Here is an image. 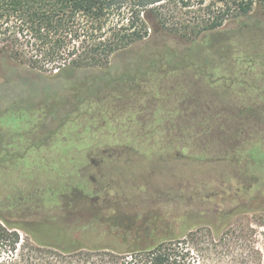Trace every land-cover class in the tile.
I'll return each mask as SVG.
<instances>
[{
	"label": "trees",
	"instance_id": "1",
	"mask_svg": "<svg viewBox=\"0 0 264 264\" xmlns=\"http://www.w3.org/2000/svg\"><path fill=\"white\" fill-rule=\"evenodd\" d=\"M163 1L0 0V59L10 58L58 78L80 69H100L101 86L119 81L130 84L135 69L114 76L110 61L130 54L153 33L162 35L163 17L156 5ZM235 3L237 17L249 15L255 5L264 11V0ZM221 26L222 21L211 24L202 40L211 52L201 50L196 40L185 49L146 53L142 57L148 70L136 68L138 73H150V68L163 66V88L201 92L187 113L189 119L222 124L229 138L242 135L244 147H235L236 154L245 150L264 166L263 147L258 146L263 153L260 160L259 154L250 152L255 137H264V51L241 39L242 26L229 31L220 30ZM167 35L174 33H165L163 38ZM247 61L249 66L242 67ZM249 74L252 83L246 80ZM70 125L61 134L66 151L72 145L80 150L131 139L114 124L97 129ZM177 125L157 128L131 144L146 154L177 153L196 160L228 157L230 148L211 135L209 126L200 122ZM21 158L0 160V264H264V244H258L255 228L237 230L235 226L237 215L253 209L232 197L220 201L211 218L194 223L186 213L180 223L176 208L163 207V220L158 213L135 218L97 210L94 221L72 224L68 219L84 190L82 181L76 184L72 174L66 175L70 168L75 171V165L59 154L28 170L27 159ZM39 171L45 176L37 177ZM170 213L172 217H167ZM259 218L258 225L264 227V210ZM91 229L106 236L102 244L80 242L83 234L75 231Z\"/></svg>",
	"mask_w": 264,
	"mask_h": 264
},
{
	"label": "rangeland",
	"instance_id": "2",
	"mask_svg": "<svg viewBox=\"0 0 264 264\" xmlns=\"http://www.w3.org/2000/svg\"><path fill=\"white\" fill-rule=\"evenodd\" d=\"M235 2L237 0H164L156 5L163 17L162 35L153 33L150 40L137 44L130 54L110 61L114 76L125 69H135L127 85L119 81L101 86L104 79L99 78L100 69H80L58 78L31 70L10 58L0 59V160L21 156L27 159L25 168L32 170L39 167V162L56 159L59 154L67 157L76 169L72 172L70 168L66 175L72 174V180H76L72 182L76 184L82 181L85 190L72 208L68 219L72 224L94 221L97 210L135 218L158 213L163 220V207L176 208L181 214L180 223L185 221V213L192 218L190 223H194L200 218H211L212 210L220 201L232 197L253 209L251 213L236 216L237 230L254 227L255 238L263 245L264 227L258 224L264 210V166L256 164L245 150L242 155L236 154L235 147L239 150L244 147L242 135L239 139L236 135L229 138L230 133L225 130L226 126H220L222 124H212L205 118L189 119L188 114L202 93L163 88V66L150 68V73H138L137 69L148 70L147 60L142 57L146 53L154 55L165 48L185 49L196 40L201 50L213 51L202 40L210 33L211 24L221 21L220 30L242 26L241 39L264 51V11L255 5L249 15L237 17ZM168 32L174 35L163 38ZM248 63L242 67H248ZM246 80L252 83L253 75H247ZM196 122L205 124L206 128L209 126L211 135L228 145V157L196 160L177 153L146 154L131 144L138 136L143 137L157 128ZM70 124L92 129L114 124L131 139L129 143L108 142L80 150L72 145L66 151L61 134L72 127ZM261 139L264 137H255L250 149L251 153L259 154L258 160L263 154L258 152L261 151L258 146L264 149ZM250 146L248 144V148ZM45 174L39 171L37 177ZM171 214L166 216L172 217ZM99 232L95 229L75 231L76 235L83 234L80 242L91 246L104 242L106 236Z\"/></svg>",
	"mask_w": 264,
	"mask_h": 264
}]
</instances>
